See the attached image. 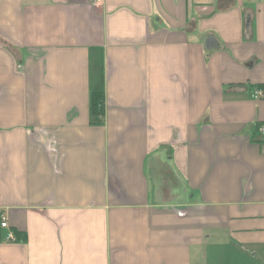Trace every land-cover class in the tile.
<instances>
[{"label": "crops", "instance_id": "1", "mask_svg": "<svg viewBox=\"0 0 264 264\" xmlns=\"http://www.w3.org/2000/svg\"><path fill=\"white\" fill-rule=\"evenodd\" d=\"M257 90L264 0H0V264H264Z\"/></svg>", "mask_w": 264, "mask_h": 264}, {"label": "trees", "instance_id": "2", "mask_svg": "<svg viewBox=\"0 0 264 264\" xmlns=\"http://www.w3.org/2000/svg\"><path fill=\"white\" fill-rule=\"evenodd\" d=\"M104 99V95L103 93H94L92 94V114L97 115L100 114V112L103 111V106H102V101ZM1 229V228H0ZM17 237V242L20 241H26L27 240V236L23 235V233L17 232V231H13Z\"/></svg>", "mask_w": 264, "mask_h": 264}, {"label": "built area", "instance_id": "3", "mask_svg": "<svg viewBox=\"0 0 264 264\" xmlns=\"http://www.w3.org/2000/svg\"><path fill=\"white\" fill-rule=\"evenodd\" d=\"M263 96H264V92L261 90H257L254 93V98L256 99L262 98ZM261 131L262 133H264V126L261 128ZM0 228L8 231L5 237L6 242L8 243L17 242V237L15 233L10 229L8 219L5 216L0 217Z\"/></svg>", "mask_w": 264, "mask_h": 264}, {"label": "water", "instance_id": "4", "mask_svg": "<svg viewBox=\"0 0 264 264\" xmlns=\"http://www.w3.org/2000/svg\"><path fill=\"white\" fill-rule=\"evenodd\" d=\"M208 40H211V39H208ZM205 46H206V52L209 53V50H210V49H209V47H208V45H207V42H205ZM211 47H212V46H211Z\"/></svg>", "mask_w": 264, "mask_h": 264}]
</instances>
